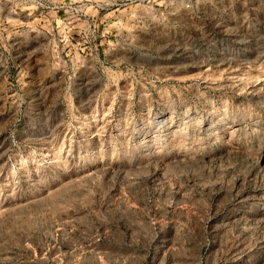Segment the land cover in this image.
<instances>
[{"label": "rangeland", "instance_id": "374dc122", "mask_svg": "<svg viewBox=\"0 0 264 264\" xmlns=\"http://www.w3.org/2000/svg\"><path fill=\"white\" fill-rule=\"evenodd\" d=\"M0 264H264V0H0Z\"/></svg>", "mask_w": 264, "mask_h": 264}]
</instances>
